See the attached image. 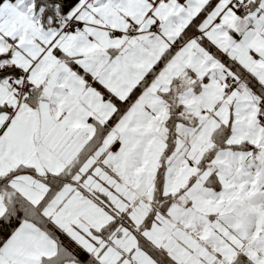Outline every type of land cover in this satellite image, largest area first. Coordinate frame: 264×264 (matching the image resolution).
Here are the masks:
<instances>
[{
  "label": "snow or ice",
  "instance_id": "snow-or-ice-1",
  "mask_svg": "<svg viewBox=\"0 0 264 264\" xmlns=\"http://www.w3.org/2000/svg\"><path fill=\"white\" fill-rule=\"evenodd\" d=\"M0 264H264V0H0Z\"/></svg>",
  "mask_w": 264,
  "mask_h": 264
}]
</instances>
